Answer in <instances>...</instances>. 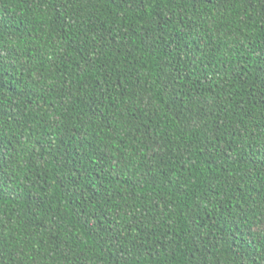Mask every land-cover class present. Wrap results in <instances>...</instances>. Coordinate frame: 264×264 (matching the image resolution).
Instances as JSON below:
<instances>
[{
  "label": "trees",
  "instance_id": "1",
  "mask_svg": "<svg viewBox=\"0 0 264 264\" xmlns=\"http://www.w3.org/2000/svg\"><path fill=\"white\" fill-rule=\"evenodd\" d=\"M0 264H264V0H0Z\"/></svg>",
  "mask_w": 264,
  "mask_h": 264
}]
</instances>
